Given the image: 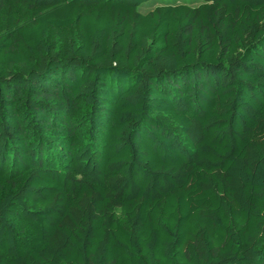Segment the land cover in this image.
<instances>
[{"label": "trees", "instance_id": "obj_1", "mask_svg": "<svg viewBox=\"0 0 264 264\" xmlns=\"http://www.w3.org/2000/svg\"><path fill=\"white\" fill-rule=\"evenodd\" d=\"M151 1L0 0V264H264V0Z\"/></svg>", "mask_w": 264, "mask_h": 264}, {"label": "rangeland", "instance_id": "obj_2", "mask_svg": "<svg viewBox=\"0 0 264 264\" xmlns=\"http://www.w3.org/2000/svg\"><path fill=\"white\" fill-rule=\"evenodd\" d=\"M166 3H171V4H178V3H189L191 5H197L199 4V1H191V0H153L150 3L143 5L140 7V10L142 12H148L149 10L155 8L157 5L161 4H166ZM17 12H18V18L25 22H29L32 18V14L29 10V8L25 6L18 5L17 7ZM3 23H4V17L3 15L0 14V34L3 29ZM73 30L70 28H57L53 27L52 32H51V40L55 44H63L64 42L67 41L70 35L73 34Z\"/></svg>", "mask_w": 264, "mask_h": 264}]
</instances>
